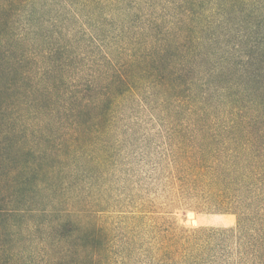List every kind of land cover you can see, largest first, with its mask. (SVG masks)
Here are the masks:
<instances>
[{
	"label": "trees",
	"instance_id": "16d2710c",
	"mask_svg": "<svg viewBox=\"0 0 264 264\" xmlns=\"http://www.w3.org/2000/svg\"><path fill=\"white\" fill-rule=\"evenodd\" d=\"M143 118L234 227L107 216ZM0 264H264V0H0Z\"/></svg>",
	"mask_w": 264,
	"mask_h": 264
},
{
	"label": "rangeland",
	"instance_id": "374dc122",
	"mask_svg": "<svg viewBox=\"0 0 264 264\" xmlns=\"http://www.w3.org/2000/svg\"><path fill=\"white\" fill-rule=\"evenodd\" d=\"M139 130L145 136L149 135V141L144 144L134 139L127 141L126 146L113 156L105 171L97 172L103 175L99 181L103 190L97 195L107 197L110 205L106 208L107 216L122 210L115 202L126 192L132 195L133 205L139 211L170 221L183 229L234 227L235 215L203 211L199 202L178 192L169 176L170 171H179L180 167H175L165 156L164 141L150 138L154 129L146 118L139 122ZM224 218L230 219L228 225L220 223Z\"/></svg>",
	"mask_w": 264,
	"mask_h": 264
}]
</instances>
